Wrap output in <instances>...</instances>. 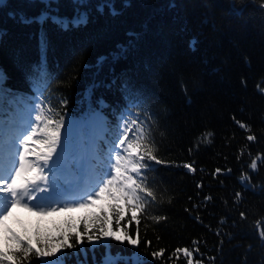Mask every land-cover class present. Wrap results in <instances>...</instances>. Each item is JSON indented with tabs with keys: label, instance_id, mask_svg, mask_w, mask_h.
<instances>
[{
	"label": "trees",
	"instance_id": "trees-1",
	"mask_svg": "<svg viewBox=\"0 0 264 264\" xmlns=\"http://www.w3.org/2000/svg\"><path fill=\"white\" fill-rule=\"evenodd\" d=\"M97 2L91 0L87 24L64 30L51 22H19L22 13L29 17L40 13L44 5L38 0H4L0 7L3 118L8 120L9 113L18 118L37 94L51 119L63 117L65 126L69 120L79 123L78 132L71 133L72 142L75 135L81 145L95 142L106 150L104 140L124 122L118 119L122 113L124 120L131 113L133 119L139 115L140 121L147 113L154 122L155 154L166 162H152L154 171L148 173L157 202L140 215L138 226L131 213L117 225L109 207L113 203L105 195L96 209L85 207L79 215L61 207L41 214L13 211L0 223V250L15 247V241L8 239L14 233L34 248L41 246L37 239L49 243L55 254H66L65 264H102L107 250L92 248L87 240L89 234L99 235L93 217L100 214L105 230L111 226L119 230L117 235L127 229L135 238L139 227L136 250L148 264H186L183 256L179 261L174 255L168 257L174 249L193 248V240L203 254L193 256L203 264H264L260 238L264 163L258 162L256 170L249 168L257 154L264 157V0H128V7L115 0L118 16L107 9L97 13ZM59 13L73 16L71 0H60ZM42 33L47 37L46 49L41 47ZM101 57L107 58L102 67L97 63ZM41 63L47 73L43 87L36 82ZM125 80L130 93L121 87ZM94 82L102 86L91 92ZM100 98L108 107L100 108ZM93 110L102 119H92ZM207 133L212 135L206 141ZM249 135L256 140L248 141ZM217 168L222 172L214 177ZM242 173L250 177V184L241 183ZM198 182L202 187H197ZM237 192L241 193L238 200ZM205 196L212 199L205 201ZM152 216L166 219L156 222ZM68 233L73 235L66 241ZM75 233L82 234L86 252L77 251ZM101 239L110 242L113 255L133 253L127 242L110 236ZM64 242L76 247L59 248ZM160 248L165 249L163 260L153 259L151 253ZM20 256L22 264H29ZM30 260L40 264L35 255Z\"/></svg>",
	"mask_w": 264,
	"mask_h": 264
},
{
	"label": "snow or ice",
	"instance_id": "snow-or-ice-1",
	"mask_svg": "<svg viewBox=\"0 0 264 264\" xmlns=\"http://www.w3.org/2000/svg\"><path fill=\"white\" fill-rule=\"evenodd\" d=\"M35 3L37 0H29ZM44 7L35 17H29L26 14H20L18 19L20 23H38L45 24L51 22L57 27L68 30L72 27L87 24L90 18L89 9L92 7L91 0H71L73 5V16H62L59 13L60 0H38ZM4 6V0H0V7ZM123 7H128V0H123ZM105 9L112 16L120 15V10L115 5V0H98L95 4V11L104 14ZM15 17V14H13ZM3 32L0 31V36ZM46 34H41V47L47 48ZM195 46V42H193ZM126 51V50H123ZM97 63L102 67L107 63V58L101 57ZM40 73L36 82L43 87L46 82V67L43 63L36 69ZM4 79L3 72L0 71V83ZM102 86L93 83L90 91L94 92L95 88ZM121 87L126 93H130L128 81H122ZM4 93L0 89V223L7 219L11 207L21 206L29 211H36L37 214L56 211V206L73 205L80 208L90 206L95 199L107 194L112 201H123V204L113 203L109 207L112 216H115V223L119 225L126 213H131V221L139 225V217L152 208L157 202V196L154 188L151 186L152 180L148 173L154 171L155 164H164L155 154L156 149L153 140L152 125L153 121L147 113H144L145 120L140 121L139 115L135 119L129 113V119L124 120L123 113L118 118L123 120L110 134L109 139L104 140L107 145L106 150L100 148L99 144L93 142L91 145H76L70 140L69 132L71 125L65 126L64 118L59 120L51 119L45 112L44 108L39 106L26 107V115L23 119H18L15 114L9 113V119L4 120L6 109L4 108ZM67 101L62 100L61 103ZM10 103H17L11 101ZM101 109L108 107L102 98L97 100ZM139 104V101H136ZM124 111H127L125 109ZM35 115L34 121L32 113ZM51 112V109H48ZM92 119H102L101 113L92 111ZM139 121V122H138ZM241 127L248 129L249 126L241 121H236ZM64 127L65 131H61ZM30 128V131H29ZM25 132L27 134H25ZM207 133L204 139L207 141L211 136ZM22 137V139H21ZM40 140L42 148L37 150L32 147L35 140ZM248 141H255V135H249ZM32 142V143H30ZM18 157V164L16 163ZM237 159H240L238 156ZM259 163H264V157L257 154L252 158L249 165L251 170H256ZM184 167L194 172L195 169L190 164ZM230 171V170H229ZM222 169L217 168L212 175L215 177L220 174ZM241 183L248 181L250 177L247 173H242ZM197 187H202L197 183ZM240 192L235 194L238 200ZM191 199V198H189ZM212 198L205 196L204 200L209 201ZM197 207V205H193ZM187 211V209H186ZM243 219L245 213H240ZM156 222L166 219L163 216H152ZM199 220V216L196 217ZM94 224H99V235L95 233L87 235L90 241V247H104L107 251L104 254L102 264H148L146 258L136 250L140 243L139 227L135 238L129 235L127 229H122V235L115 232L106 231L102 215L97 214L93 217ZM130 221V223H131ZM223 223V219L221 220ZM261 223L258 221V224ZM87 231L88 224L84 225ZM219 235V231L217 232ZM73 233H68L65 240L71 238ZM95 236V239H94ZM111 237L121 243L127 242L133 246L131 256H124L120 253L115 255L111 252L110 242L101 237ZM78 252H86L81 243L83 236L81 233H75ZM260 238L264 240V231H261ZM15 241V247L12 249L4 248L0 250V264H22V254L24 260L31 264L30 256L40 259V264H65V253L55 254V249L49 243H43L37 239L40 247H33L31 242H25L19 236L13 235L8 238ZM159 239V237H157ZM150 241H145L146 246ZM193 248H177L169 255L171 260L173 255L179 261L181 256L186 264H203L202 259H196L193 253L203 256L199 252L198 241L193 240ZM59 248H74L72 243H61ZM165 249L160 248L151 253L153 259L163 260ZM51 258V259H49ZM82 264H87L86 261Z\"/></svg>",
	"mask_w": 264,
	"mask_h": 264
},
{
	"label": "rangeland",
	"instance_id": "rangeland-1",
	"mask_svg": "<svg viewBox=\"0 0 264 264\" xmlns=\"http://www.w3.org/2000/svg\"><path fill=\"white\" fill-rule=\"evenodd\" d=\"M30 100L31 101L29 103L25 104V111H23V112L22 111H19L18 119H23L25 117V115H26V107H28V106H39V107H41L40 106V102L38 100V95L37 94H35L33 97H31ZM36 114L37 113H35V112L32 113V119H33V121H34V118H35V115ZM5 121H7V120H5ZM89 121H92V120L89 119ZM78 124H76L73 120H69V124L68 125H71L70 129L68 130L69 137L71 136V133H74L75 131H76V133L78 132V130H79L78 129L79 128ZM29 131H30V128H29ZM25 134H27V133L25 132ZM21 139H22V137H21ZM72 140L75 141L73 143H75L76 145H81V144H79L80 138L78 136H75L74 135V137L72 138ZM30 143H32V142H30ZM32 147L35 148V149H37V150H39V149L42 148L41 145H39L38 139L35 140L34 143H32ZM16 163L18 164V157H17ZM103 195H105V197H107L110 200L111 203H115V202H112L111 198H109L107 196V194H103ZM119 202H121V201H119ZM99 203H100L99 202V198H97V199H95V202L94 203H90V206H88L87 208L94 210V209H96V207H97V205ZM116 203H118V202H116ZM56 207L67 208L69 210H72L74 212V215H79V214H81L83 212V210H82L83 208H80V207H77V206H73V205H64V204H61V205H58ZM25 209L26 208L21 207V206L11 207L10 213H12L13 211L15 213V211L17 212V210H25ZM109 230L112 231V232H115L116 234H119V232H118L119 230L112 229L111 226H110V229Z\"/></svg>",
	"mask_w": 264,
	"mask_h": 264
}]
</instances>
